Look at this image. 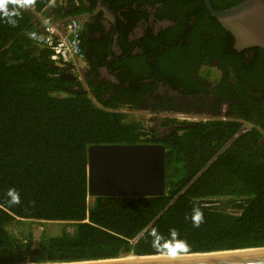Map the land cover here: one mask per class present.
Here are the masks:
<instances>
[{
    "label": "trees",
    "instance_id": "16d2710c",
    "mask_svg": "<svg viewBox=\"0 0 264 264\" xmlns=\"http://www.w3.org/2000/svg\"><path fill=\"white\" fill-rule=\"evenodd\" d=\"M104 1L118 15L120 54L108 58L109 35L99 22L82 26L86 65L81 79L70 80L62 76L68 67L55 65L51 50L28 36L38 30L30 7L47 16L49 0H0V264L264 246V49L251 48L253 57L245 62V51L232 48V35L204 0H163L166 8L153 17L174 25L158 34L141 27V51L132 53L128 34L148 16L138 11L146 0H136L138 7L130 0ZM241 1L210 0L223 10ZM96 2L56 3L52 21L90 12ZM212 57L230 62L234 84L224 76L222 95L239 103L229 118L183 121L158 139L154 127L119 110L144 111L138 101L160 80L172 86L178 79L189 92H207L193 85L189 70L178 77L176 65L185 59L190 69L199 58L209 66ZM102 67L114 80L100 74ZM241 120L254 126L237 134ZM146 142L165 146L164 194L95 196L89 204L87 147ZM22 220L71 223L73 229L43 232L34 242L9 232V224Z\"/></svg>",
    "mask_w": 264,
    "mask_h": 264
},
{
    "label": "water",
    "instance_id": "95a60500",
    "mask_svg": "<svg viewBox=\"0 0 264 264\" xmlns=\"http://www.w3.org/2000/svg\"><path fill=\"white\" fill-rule=\"evenodd\" d=\"M205 7L224 29L234 36V48L259 46L264 49V0H243L236 5L215 9L210 0H204ZM98 10L112 20L116 27L117 15L104 0H97ZM98 12V11H96ZM95 12V13H96ZM93 14V13H92ZM90 13L68 15L55 20L61 32L64 24L77 19L84 23ZM110 44L109 57H115ZM82 73V69H81ZM62 76L75 80L72 72ZM177 124L176 126H179ZM191 125L189 123L184 126ZM165 146L162 143L135 144H91L86 149L87 191L95 196H154L165 192ZM257 249L260 247H250ZM240 248L210 252L158 254L137 256L129 253L117 258L60 262L61 264H264V249L245 250ZM261 248H264L262 246ZM235 250V251H234ZM238 250V251H236ZM242 250V251H239ZM228 251V252H225ZM213 252V251H212ZM216 252V251H214ZM201 254V255H199ZM153 256V257H151ZM159 256V257H158ZM59 263V262H57Z\"/></svg>",
    "mask_w": 264,
    "mask_h": 264
},
{
    "label": "flooded vegetation",
    "instance_id": "af4514ba",
    "mask_svg": "<svg viewBox=\"0 0 264 264\" xmlns=\"http://www.w3.org/2000/svg\"><path fill=\"white\" fill-rule=\"evenodd\" d=\"M130 1H133L132 7H138L135 3L136 0H130ZM149 1H157V2L155 4H151ZM162 1L163 0H146L143 9L138 10L145 12L148 16L141 22L142 26L140 25L139 28H136L134 31L128 34V40L133 43L132 53L141 51L140 38L142 36V30H143L141 27L155 28L156 34H158L164 28L171 27L172 25H174V22L171 19L156 20L153 17V14L158 8L163 6L166 8L165 4L161 3ZM91 8L92 10L90 12H86V13H90L91 16L84 23H81L80 21L81 25L84 26L87 24L93 26L96 22L97 23L99 22L103 26L102 32L106 35H109V47L111 44L114 52L113 54L116 57L118 54H120L119 53L120 49L115 43L116 27L115 28L113 27L112 20L109 17H106L102 10L97 9L96 3ZM192 19H194V16H192ZM117 20H118V15H117ZM96 34L98 36L100 35V33L97 32ZM232 37H233L232 48L238 52L245 51L243 55L245 62L251 60L254 54L252 50L253 47H259V46L245 47L238 50L233 47L235 40L233 35ZM127 55L128 53H126L123 56L125 57ZM108 58H113V57H109L108 54ZM199 58L195 60L196 61L195 66L190 69H189L190 61H186L185 59L184 61H179L178 64L176 65V68L178 70L177 76L181 77L183 73L189 70L188 73L189 80L193 83V85H200L204 87L207 90V92H198V93L189 92L182 86L181 80L178 79H177L178 81L177 85H172V86H170L167 82L160 80V81H156V85L152 93L150 92L146 93L144 98L138 101V105L142 107L144 111H147L150 114L149 119L153 122L152 124L157 132L158 139H162L166 134L173 132L174 126H176L177 124H181L180 122L185 121L180 119V117H183L184 115H195L194 117H199L198 119L200 120H202V118L205 120L217 118V117L222 118L225 117L230 112H233L232 111L233 104L239 103V101L236 99L233 100L226 99L223 98L222 95V93L224 92L223 83L229 80L231 84H234V80L231 78L230 73L228 72L229 71L228 66L230 62L223 61V63H220L218 58L212 57L210 60L211 62L209 63L210 65L204 67V68L213 67L216 70L217 75L215 77H212L210 76L209 71L202 72L204 64L198 61ZM104 68L105 67H102L101 69ZM105 71H107L106 68ZM224 76L227 81H222ZM198 81H200L203 84H199ZM213 89L214 90L216 89V91L213 92L212 91ZM170 118H174L179 122L177 124H172L167 121V119Z\"/></svg>",
    "mask_w": 264,
    "mask_h": 264
},
{
    "label": "built area",
    "instance_id": "2783aa9c",
    "mask_svg": "<svg viewBox=\"0 0 264 264\" xmlns=\"http://www.w3.org/2000/svg\"><path fill=\"white\" fill-rule=\"evenodd\" d=\"M57 1V0H56ZM77 4V2H76ZM34 10L33 7H30ZM39 14V13H37ZM42 30L30 31L28 36L39 46L46 47L51 50L50 59L59 67H68L69 72L74 73L78 79L82 78L81 69L84 62V54L81 48V32L82 25L79 20L71 19L64 24V32H61L59 27L52 21L50 17H42ZM126 113L125 110H130L127 107L119 109ZM180 119L186 122H196L194 116L184 115ZM221 119H226L222 117ZM205 121V119H202ZM208 120V119H207ZM242 121L237 134L245 133L254 126L252 122Z\"/></svg>",
    "mask_w": 264,
    "mask_h": 264
},
{
    "label": "rangeland",
    "instance_id": "374dc122",
    "mask_svg": "<svg viewBox=\"0 0 264 264\" xmlns=\"http://www.w3.org/2000/svg\"><path fill=\"white\" fill-rule=\"evenodd\" d=\"M202 72H210V76L215 77L216 70L213 67L204 68ZM129 120L142 121L146 126L153 127V122L149 119L150 114L147 111L142 110H125ZM195 116V115H189ZM197 119L199 117H196ZM203 119V118H202ZM92 198L89 197V204H91ZM9 232L19 239H24L27 236H31L34 242L39 240L40 235L44 232L47 235H53L60 233L63 229L72 231L73 226L71 223H58V222H41L35 220H22L13 221L8 225Z\"/></svg>",
    "mask_w": 264,
    "mask_h": 264
},
{
    "label": "crops",
    "instance_id": "0c3cea01",
    "mask_svg": "<svg viewBox=\"0 0 264 264\" xmlns=\"http://www.w3.org/2000/svg\"><path fill=\"white\" fill-rule=\"evenodd\" d=\"M56 3H59V4H62V5H64V3H65V0H49V5H48V7H46V13L48 12V15L47 16H45L42 12H40V11H35V10H32V12L35 14V16L38 18V24H36V29H38L37 31H40L41 29H42V23H43V21H42V17H50L51 19L53 18L52 17V7L53 6H55L56 5ZM37 13H39V14H37ZM53 22H55V21H53ZM85 65H86V62L84 61V62H82V71H83V69H84V67H85ZM82 74V73H81ZM100 74L104 77V78H106V79H110V80H114V77L111 75V74H109L107 71H105V68L104 69H100Z\"/></svg>",
    "mask_w": 264,
    "mask_h": 264
},
{
    "label": "bare ground",
    "instance_id": "6f19581e",
    "mask_svg": "<svg viewBox=\"0 0 264 264\" xmlns=\"http://www.w3.org/2000/svg\"><path fill=\"white\" fill-rule=\"evenodd\" d=\"M127 112V111H126ZM261 249H264V248H257V249H253V248H250V249H245V250H261ZM235 251V250H234ZM236 251H238V250H236ZM239 251H242V250H239ZM221 253V251H216V252H210V253H206V254H214V253ZM225 252H228V251H225ZM157 255L158 254H155L154 256H156L157 257ZM199 255H201V254H199ZM125 257H127V258H135V257H131V255L130 254H128L127 256H125ZM151 257H153V256H151ZM159 257V256H158ZM27 264H61L60 262L59 263H57V262H45V263H27Z\"/></svg>",
    "mask_w": 264,
    "mask_h": 264
},
{
    "label": "clouds",
    "instance_id": "9594fccd",
    "mask_svg": "<svg viewBox=\"0 0 264 264\" xmlns=\"http://www.w3.org/2000/svg\"><path fill=\"white\" fill-rule=\"evenodd\" d=\"M202 214L198 211L195 214V226H199V223L202 221Z\"/></svg>",
    "mask_w": 264,
    "mask_h": 264
}]
</instances>
